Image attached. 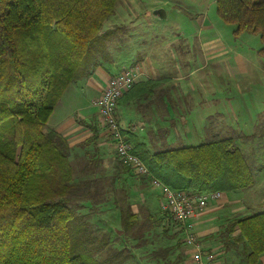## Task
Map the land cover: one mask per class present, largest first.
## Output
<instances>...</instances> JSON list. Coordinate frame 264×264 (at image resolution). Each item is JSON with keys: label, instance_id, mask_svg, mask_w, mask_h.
<instances>
[{"label": "trees", "instance_id": "trees-1", "mask_svg": "<svg viewBox=\"0 0 264 264\" xmlns=\"http://www.w3.org/2000/svg\"><path fill=\"white\" fill-rule=\"evenodd\" d=\"M119 1L0 0V264H125L127 253L121 256L79 212L84 197L92 205L90 183L74 180L66 139L47 127L66 88L111 62L108 42L117 28L106 30L104 22ZM215 12L234 25V35H257L264 57V0H215ZM158 84L138 82L121 98L141 87L136 98L148 97ZM122 133L152 175L173 189L225 193L254 182L232 137L152 151L129 130ZM119 215L124 232L139 231L130 207ZM235 228L246 263L257 264L264 211L232 220L227 231ZM102 250L105 257L96 258Z\"/></svg>", "mask_w": 264, "mask_h": 264}, {"label": "crops", "instance_id": "crops-1", "mask_svg": "<svg viewBox=\"0 0 264 264\" xmlns=\"http://www.w3.org/2000/svg\"><path fill=\"white\" fill-rule=\"evenodd\" d=\"M142 1L144 0H136L134 10L127 8V10L117 12L116 7L114 15L105 21L107 24L104 27L108 30L113 26L130 22L127 19V15L130 14L131 21L136 22L135 52L129 56H112L110 63L99 64L88 77L70 84L47 121L48 128L56 130L66 139L70 155L82 158L91 155L90 161L101 165L107 172L105 174H110L111 177L126 167L120 166L121 162L112 157L114 155L113 145L100 124L95 102L109 79L125 67L136 65L141 68L144 75L138 82L159 81L152 95L136 98V95L140 94L143 89L142 87L139 90L135 88L129 96L120 99L121 104L116 110L122 128L137 135L149 148L151 145H162V143L196 145L195 143H200L203 138L206 139L207 133L212 130L215 131L223 126L231 128L230 124L218 125L217 119L210 118L208 114L210 108L204 104L205 95L213 96L216 92L218 95L220 93L215 88L205 89L210 81L204 79L199 85L190 82L189 77L206 67L211 61L216 65L229 60V55L234 48L217 36L211 37L215 27L202 14L197 26V34H204L201 41H198L201 60L200 55L193 51L187 34L183 35L186 33L185 26L179 23L169 27L158 24L157 20L166 18L164 9L157 7L148 10ZM190 7L194 8V4L192 3ZM176 11L178 12L177 9ZM165 31H167L166 35ZM216 35H219V32ZM233 53L237 54V51ZM189 56L193 61V67L188 65ZM239 58L246 61L245 56L241 54ZM233 69L234 75L243 74L236 66ZM248 83L249 81L240 79L234 83V88L240 91L242 84L248 85ZM218 90L233 91V88L230 84L221 85L219 82ZM217 132L211 134L216 136ZM92 137H95L93 141L90 140ZM130 173L132 174L131 171ZM119 177V174L115 175L117 184L124 182L123 180L120 182ZM134 187L136 188V185ZM248 188L244 193H237L238 190L220 192V197L211 201L205 210L193 220L197 242L203 251L212 255L215 264H247L244 259L243 242L235 239L239 230L235 228L228 232L227 228L232 220L253 214L248 204ZM151 189L155 195L151 196L155 201L157 199L158 214H155L156 210L148 214L140 209L146 200L149 206L152 205L149 201L151 196L143 193L145 196L136 198L133 192H130L129 207L132 213L137 215L140 225L143 223L158 229V226L161 227L168 222L170 226L167 231L158 232L157 237L153 233L156 239L149 238L148 248L136 243V250L140 251L139 255L136 252L138 256L136 264H192V248L183 242L181 234L177 233L176 227L167 217L161 220L159 213L161 212V192L156 187ZM85 217L98 235L103 236L108 233L105 224L110 225L109 212L98 215L92 211ZM112 231L117 233L114 228ZM103 253L104 250L96 255V258L103 259L105 257ZM257 264H264V252L259 255Z\"/></svg>", "mask_w": 264, "mask_h": 264}, {"label": "rangeland", "instance_id": "rangeland-1", "mask_svg": "<svg viewBox=\"0 0 264 264\" xmlns=\"http://www.w3.org/2000/svg\"><path fill=\"white\" fill-rule=\"evenodd\" d=\"M142 2L148 10L156 9L157 7L164 9V16L166 18L160 21L157 20L158 24L169 27L170 25L174 26L176 23H179L185 26L186 33L183 35L187 34V38L193 46L191 48L200 55L201 60L200 44H198V41H201L204 34H197V26L202 14L215 27L213 33H211V37L217 36L221 40H224L230 47L234 48L231 55H229V60L216 65L212 61L209 62L206 67L192 74L189 77V81L200 85L202 80L204 81L206 79L210 82H208L205 89L215 88L220 93L218 95L216 92L213 96H210V94L205 95L204 104L210 108V112H208L210 118L217 119L218 125L230 124L231 128L223 126L207 134L210 136L212 135L211 133L218 131L215 134L218 138L224 136L233 138L235 146L243 153L247 164L253 169L254 173V182L248 188V204L250 210L252 213L264 211V57L257 52L261 47L258 36L246 32H242L237 36L234 35V25L222 22L217 16L214 0H144ZM192 3L194 4V8L190 7ZM116 7L118 8L117 12L119 10H127V8L134 10L136 8V0H120ZM127 19L130 22L113 26L117 29L108 42V51L111 57L129 56L132 52H135L136 22L131 21L132 16L130 14L127 15ZM106 24L104 22V26ZM217 32H219V35H216ZM166 33L167 31L164 34L166 35ZM235 51H237V54L233 53ZM240 54L245 56L246 61L239 58ZM188 65L189 67H193V61L190 56L188 58ZM234 66L239 68L243 74L234 75ZM219 78H221V81H219ZM240 79L249 81V83L248 85L242 84L241 90L239 91L234 88V83ZM219 82L221 85L230 84L233 91H219ZM203 141H205L204 138L200 143ZM178 145L162 143V145H151L150 149L155 151L176 147ZM181 145L189 144L184 143ZM90 156L88 155L87 159L81 156L76 157L75 155H70L74 170V180L76 182L87 181L90 183L88 189H94L92 190V196L89 198L92 205L84 197L79 201L80 205H82L79 212L85 215H89L92 211L98 215L109 212L110 225L105 224V226L108 229L106 235H108L112 247L120 249L121 256L123 253H127V256L123 258L125 264H136V258L138 257L136 256V252L138 255L140 254V251L136 250V243H139L141 247L147 246L148 248L150 245L149 238L153 237L156 239L157 233L163 231L161 227L164 226H158L157 229L155 227L152 228V225L142 223L140 228H138L139 231H136L135 227L131 233H126L121 228L119 212L122 208L129 207L130 192H133L136 198L144 194H148L146 196L149 197L151 195L155 196L151 189L153 186L148 179L140 175L137 177L133 173L131 174L127 168L120 169L117 173L120 175V182L122 180L124 181L121 184H117V178H115L117 174L114 177H111L110 174H105L107 172L101 165H96L95 162L92 163L90 161ZM115 156L114 151L112 157L117 161L118 158ZM120 166L124 165L120 164ZM116 168L119 170L118 166ZM135 185L136 188L134 187ZM131 189H136V191H132ZM245 191L246 189H241L237 193H244ZM149 201L153 207L149 206L146 200V203L144 202L140 206V209L143 213L148 214L156 210L155 214L157 215V210H159L157 199L155 201L151 196ZM159 213L163 215L161 212ZM111 225L114 226L113 228L117 231V235L113 233ZM167 225L170 226L169 224H165L166 227ZM148 258L150 259V257Z\"/></svg>", "mask_w": 264, "mask_h": 264}, {"label": "built area", "instance_id": "built-area-1", "mask_svg": "<svg viewBox=\"0 0 264 264\" xmlns=\"http://www.w3.org/2000/svg\"><path fill=\"white\" fill-rule=\"evenodd\" d=\"M144 72L140 67L128 66L113 75L104 87L95 104L98 109L100 124L113 145L118 160L135 176L147 178L152 186L161 192L160 211L167 214L172 225L181 231L183 242L192 248V264H215L210 253L203 251L193 230L194 218L207 205L220 197L219 191L196 193L192 190L173 189L154 177L139 156L133 153L132 144L122 133V126L116 114L118 100Z\"/></svg>", "mask_w": 264, "mask_h": 264}]
</instances>
